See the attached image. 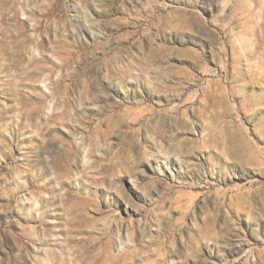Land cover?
Segmentation results:
<instances>
[{"label":"rangeland","instance_id":"rangeland-1","mask_svg":"<svg viewBox=\"0 0 264 264\" xmlns=\"http://www.w3.org/2000/svg\"><path fill=\"white\" fill-rule=\"evenodd\" d=\"M0 264H264V0H0Z\"/></svg>","mask_w":264,"mask_h":264},{"label":"bare ground","instance_id":"bare-ground-1","mask_svg":"<svg viewBox=\"0 0 264 264\" xmlns=\"http://www.w3.org/2000/svg\"><path fill=\"white\" fill-rule=\"evenodd\" d=\"M51 118H52V114L50 115L49 119H51ZM105 122H106V121H105ZM103 125H104L103 122H100V123L98 124V126H99L100 129L103 128ZM9 157H10V156H9Z\"/></svg>","mask_w":264,"mask_h":264}]
</instances>
